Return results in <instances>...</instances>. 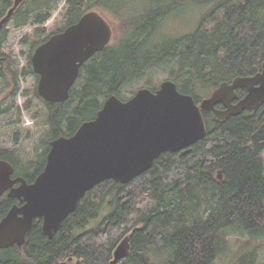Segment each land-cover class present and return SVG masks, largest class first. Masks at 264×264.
I'll return each mask as SVG.
<instances>
[{
    "label": "trees",
    "instance_id": "trees-1",
    "mask_svg": "<svg viewBox=\"0 0 264 264\" xmlns=\"http://www.w3.org/2000/svg\"><path fill=\"white\" fill-rule=\"evenodd\" d=\"M13 1L0 0V20ZM25 1L9 20L14 28L31 25L43 32L40 27L59 0ZM188 5L204 9L196 28L177 37L164 35V25ZM64 7L60 31L89 11L107 13L119 26L115 41L82 65L65 102L43 101L49 142L72 136L81 123L94 119L108 96H118L154 69H169L178 90L199 103L219 84L253 76L264 61V0H65ZM8 35L2 27L0 66L6 61L1 49ZM49 36L34 43L32 53ZM31 71L29 63L27 74ZM7 75L14 96L17 74ZM202 114L204 139L161 154L127 184H98L52 239L36 219L23 246L0 250V264H214L226 249V234L264 237V104L224 120ZM47 141L34 161L22 163L1 148L0 160L32 183L44 168ZM15 203L0 198V219ZM124 240L128 253L114 261ZM255 261L256 254L245 251L234 264Z\"/></svg>",
    "mask_w": 264,
    "mask_h": 264
},
{
    "label": "water",
    "instance_id": "water-1",
    "mask_svg": "<svg viewBox=\"0 0 264 264\" xmlns=\"http://www.w3.org/2000/svg\"><path fill=\"white\" fill-rule=\"evenodd\" d=\"M23 1H13L0 29ZM114 32L101 12L89 11L39 45L30 59L38 76L37 95L49 104L65 102L82 65L110 44ZM240 89L246 94L238 99ZM263 104L264 61L253 76L223 82L199 103L170 80L154 92L139 89L126 101L108 96L94 119L81 123L72 136L49 143L44 169L32 183L12 178L13 167L0 160V198L6 194L17 202L0 219V250L23 246L36 219L41 220L42 233L52 239L98 184H127L147 172L161 154L182 151L204 139L203 111L224 120Z\"/></svg>",
    "mask_w": 264,
    "mask_h": 264
},
{
    "label": "rangeland",
    "instance_id": "rangeland-1",
    "mask_svg": "<svg viewBox=\"0 0 264 264\" xmlns=\"http://www.w3.org/2000/svg\"><path fill=\"white\" fill-rule=\"evenodd\" d=\"M64 4L65 0L58 1L57 8L51 13L50 19L40 27L43 32H37L35 27L31 25L14 28L11 20L3 26L9 32V35L1 49L6 61L5 64L0 66V72L3 71L5 75L0 74V148L13 152L22 163L36 159L47 141L49 128L47 125V109L43 100L35 95L38 77L33 73L27 74L32 55V45L63 28ZM203 12V8L195 5H188L175 12L164 25L163 34L177 37L194 30ZM102 14L114 28V36L111 39V43H113L118 35V21L107 13ZM209 26L211 25L209 24ZM8 72L17 74L16 87L18 90L14 96L11 95V92L15 86L12 85L11 77L7 75ZM166 80L172 81L169 78V69H154L139 81L124 86L117 97L122 101H126L139 89L157 90L160 84ZM209 95L203 97V99ZM262 158L264 160V153ZM94 225L92 224L90 227ZM226 235V249L214 264H234L239 255L245 251H252L256 254L255 264H264V237L253 238L235 232ZM127 253L128 244L124 240L115 249L113 258L118 255L121 259ZM68 263L77 264V261L73 260Z\"/></svg>",
    "mask_w": 264,
    "mask_h": 264
},
{
    "label": "flooded vegetation",
    "instance_id": "flooded-vegetation-1",
    "mask_svg": "<svg viewBox=\"0 0 264 264\" xmlns=\"http://www.w3.org/2000/svg\"><path fill=\"white\" fill-rule=\"evenodd\" d=\"M60 32H61V31H60ZM57 33H59V32H57ZM57 33H54V34H57ZM54 34H52V35H54ZM52 35H50L49 37H51ZM49 37H48V39H49ZM44 42H45V41H44ZM41 44H42V43H41ZM41 44H40V45H41ZM37 47H38V46H37ZM37 47H36V48H37ZM36 48H35V49H36ZM35 49H34V51H35ZM34 51H33V53H34ZM33 53H32V55H33ZM32 55H31V56H32ZM30 59H31V57H30ZM30 64H31V62H30ZM31 69H32V66H31ZM32 73L34 74L33 70H32ZM34 75H36V74H34ZM36 76H37V75H36ZM37 77H38V76H37ZM37 83H38V82H37ZM36 93H37V88H36ZM236 93H237V95H238V99H240V98H242V97L245 96L246 91L240 89V90H237ZM37 96H38V95H37ZM38 97H39V96H38ZM121 101H122V100H121ZM218 108H221V106H219ZM50 142H51V141H50ZM50 142H49V143H50ZM47 153H48V152H47ZM46 156H47V155H46ZM45 164H46V162H45ZM44 166H45V165H44ZM43 169H44V168H43ZM42 171H43V170H42ZM42 171H41V172H42ZM41 172H40V173H41ZM40 173H39V174H40ZM39 174H38V175H39ZM38 175H37V176H38ZM37 176H36V177H37ZM17 177H19V176H15V173L12 175V178H17ZM21 178H22V177H21ZM28 184H30V183H28ZM3 196H6V194H4ZM16 204H17V203H16Z\"/></svg>",
    "mask_w": 264,
    "mask_h": 264
}]
</instances>
